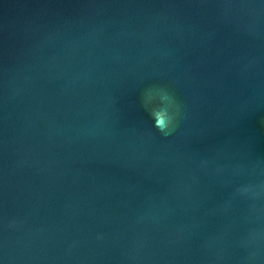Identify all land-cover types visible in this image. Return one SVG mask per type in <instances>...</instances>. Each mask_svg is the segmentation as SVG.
I'll return each mask as SVG.
<instances>
[{"label": "water", "instance_id": "95a60500", "mask_svg": "<svg viewBox=\"0 0 264 264\" xmlns=\"http://www.w3.org/2000/svg\"><path fill=\"white\" fill-rule=\"evenodd\" d=\"M0 264H264V0H0Z\"/></svg>", "mask_w": 264, "mask_h": 264}, {"label": "clouds", "instance_id": "9594fccd", "mask_svg": "<svg viewBox=\"0 0 264 264\" xmlns=\"http://www.w3.org/2000/svg\"><path fill=\"white\" fill-rule=\"evenodd\" d=\"M167 116L165 113L161 112L156 115V126L163 129L166 126Z\"/></svg>", "mask_w": 264, "mask_h": 264}]
</instances>
